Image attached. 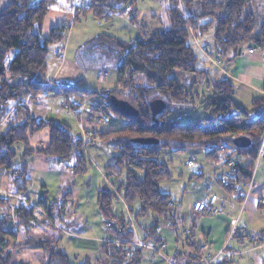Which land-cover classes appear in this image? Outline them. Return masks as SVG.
I'll list each match as a JSON object with an SVG mask.
<instances>
[{
    "label": "trees",
    "instance_id": "obj_1",
    "mask_svg": "<svg viewBox=\"0 0 264 264\" xmlns=\"http://www.w3.org/2000/svg\"><path fill=\"white\" fill-rule=\"evenodd\" d=\"M74 1L36 0L31 4L30 0H7L0 6V123L10 110L13 113L6 130L0 134V177L8 175L12 188L20 195L27 192L30 180L23 168L13 167L18 144L23 145L24 158L40 154L59 161L73 160L74 174L87 172L88 161L83 154L81 140L60 122L30 115L23 102L26 98L36 100L45 91L50 46L59 43L69 27V23L58 25L44 36L42 26L45 17L51 9H72ZM76 1L83 2L75 7V14L79 12L76 20L80 14L91 13L98 21L107 22L127 4L130 21L135 20L136 0ZM254 1L167 0V19L163 28L153 31L148 37L125 42L100 34L79 49L77 59L84 66L116 70L118 81L114 89L94 92L86 89L82 80H77L61 84L52 91L54 97L62 98L69 111L76 113V117L87 100L91 103L88 108L90 117L102 123L112 117L109 131L97 135L113 148L103 170L107 176L119 181L116 191L100 188L96 196L100 218L108 223L106 231L114 237V240L105 241L100 246L107 264H141L144 258V246L133 244L135 236L131 221L113 211V199L117 195L129 207L135 201L138 203L137 210L130 209L134 217H151L150 225L140 226L144 243L162 241L157 235L160 227L172 229L182 244L194 247L186 255L184 264L202 262L194 242L195 226L186 228L182 217L177 215L179 206H175L170 196L159 189L161 181L170 179L166 163L157 160L163 149L180 152L202 147L210 159H216L220 150L233 149L229 154L237 155L242 162L234 163L227 182L219 177L217 183L224 192L234 194L236 202H243L264 134V113H259L248 123L235 124V117L248 118L249 114L235 103L234 86L227 78L207 80L212 93L199 102L203 117L182 123L175 112L196 102V77L205 71L197 68L198 58L190 45V31L202 36L213 27V43L218 56L236 55L242 44L264 48V20L257 16ZM11 50L15 53L8 62L7 55ZM9 77H19V80L11 84ZM121 90L125 93L121 94ZM112 96L128 101L136 109V115L127 117L118 113L110 104ZM154 99H162L166 103L165 109L156 116V126L149 109V102ZM259 104L264 105V99L253 100L255 108ZM100 105L103 113L98 116L96 112H102ZM118 119L120 126L117 128L115 123ZM43 129L50 133L49 145L33 150L26 139ZM239 136L249 139L248 146H234L232 140ZM139 137L156 138L158 143L141 145L132 142ZM228 155L226 161L231 159ZM261 158L264 160V153ZM139 171L143 172L141 179L137 177ZM70 196L68 192L50 203L45 200L35 204L20 202L14 209V216L0 215V264H12V251L6 252V249L17 240L19 232L23 233V240L13 246L43 249L46 256L44 264H89V259L72 260L58 246L64 231L62 205ZM0 208H9L8 199L0 197ZM210 213L212 210L207 208L201 214ZM185 229L189 234L182 237L181 232L184 233ZM234 232L235 229L232 236ZM226 263L216 261L213 264Z\"/></svg>",
    "mask_w": 264,
    "mask_h": 264
},
{
    "label": "crops",
    "instance_id": "obj_2",
    "mask_svg": "<svg viewBox=\"0 0 264 264\" xmlns=\"http://www.w3.org/2000/svg\"><path fill=\"white\" fill-rule=\"evenodd\" d=\"M166 1L136 0L135 20L133 22L130 21L128 4L122 8L121 12L113 14L111 20L107 22L98 21L91 13L83 17L79 16L75 21V7L83 3L82 1L74 4L70 10L51 9L43 21L42 34L47 36L51 28L64 23H69V27L65 31L62 40L50 46L46 68L48 82L44 86L45 91L36 100L27 98L23 100L29 109L30 115L60 122L66 125L74 136L79 137L84 142H89L91 145H102L96 136L91 139V132L92 130L104 131L106 128L90 120L87 117L88 112L83 111L81 107L79 108V116L76 117V113L69 111L62 98L54 97L52 91L61 84H71L77 80H82L84 87L94 92L114 89L118 81L116 70L113 68L97 69L84 66L77 59L79 49L100 34H106L118 41L125 42L148 37L153 31L163 28V23L167 19L165 13ZM47 24L49 25L48 32L45 33ZM205 35H192V47L198 58L197 68L208 71V75L199 83L200 90L194 104H199L204 96L212 93L206 84L207 80L227 78L234 86L233 97L235 103L245 108L249 117L252 116L253 118L259 113L263 114L264 105L259 104L255 108L253 100L256 98L264 99V48L257 47V50L252 52H240L236 55L230 53L226 57L218 56L214 43L207 42L204 38ZM219 66H222L220 71ZM212 68L213 70H211ZM223 68L224 71H222ZM215 75L218 77H215ZM250 106L252 107V114L248 109ZM200 109L201 106L199 105H191L192 111L188 114L194 116L193 120L198 119L202 114L204 115L202 109L201 112ZM12 117L13 113L8 112V118L6 117L5 122L0 124L1 133L6 130ZM246 119L244 118V120ZM26 140L27 145L33 150L45 148L49 145L50 133L47 129H43L28 136ZM107 145L110 144L107 143ZM22 150L23 145L18 144L13 167L25 170V175L30 180L28 186L30 188L23 195L17 194L11 186L10 177L2 175L0 177V197L8 199L9 208H0V215L14 216V209L20 202L35 204L45 200L50 203L61 199L66 193L70 192L71 196L62 205L61 216L64 220L61 221V224L64 231L58 246L74 259H93L94 264L105 259L100 246L105 241L114 240V237L106 231V223L100 218L96 196L100 188L116 191L118 187L119 181L107 176L103 170L111 155L106 151L107 156H104L102 163L94 168L97 174L101 173V182L99 183L95 179L93 180L92 172L87 171L82 175L74 174L72 169L73 160L59 161L56 158H47L40 154H33L24 158ZM227 175L228 173L223 177ZM79 176L82 179L84 178L85 181H76L75 179ZM217 178L219 176L216 177V180ZM76 184H79V187ZM173 185H175V190L181 188L183 192L186 191V187L182 186L180 180ZM207 190L210 191V189ZM246 193V197L241 204L236 202L234 194L227 193L230 198L227 200L226 209L224 205L216 203L217 197L215 196L214 208L217 212H212L209 215L194 210L187 211L184 209L181 211L182 216L180 217L185 221L186 228L195 226L193 234H195L198 241L194 238V242L196 251H199L201 258L218 253L225 247L216 261H224L227 262L226 264H230L233 263V257L237 253H245L250 255L248 259L250 264H264V222L258 224L253 230L252 219L249 214L251 208L255 211L264 210V160L262 158L258 160L256 158ZM167 194L172 198L170 192ZM210 196L196 199L189 207L192 208L196 202L207 201ZM232 223H234L236 233L234 232L235 234L227 239V233ZM130 227L134 232L135 242L149 244L148 241L144 243V234L140 227L137 226V228L132 223ZM20 233L22 232L18 233L17 240L11 242L6 249V251H12L11 263L13 264L16 258H18L17 264L31 263L29 261L30 256L26 252L23 253V248L26 247L30 248L31 254L42 251L46 261L45 251L39 247L21 245L15 248L13 246V244L17 245L22 242L23 233L22 238L19 239ZM185 234L186 236L189 234L186 229ZM157 235L166 243L165 257L158 256L164 264L175 262L179 257L178 253H181V249H183V253L186 252L185 256L194 250V247H191L190 244H182L172 229L160 227L157 230ZM201 245L204 247L197 250L198 246ZM155 257L157 255L146 247L141 264H156ZM185 261H187V256L184 263Z\"/></svg>",
    "mask_w": 264,
    "mask_h": 264
},
{
    "label": "rangeland",
    "instance_id": "obj_3",
    "mask_svg": "<svg viewBox=\"0 0 264 264\" xmlns=\"http://www.w3.org/2000/svg\"><path fill=\"white\" fill-rule=\"evenodd\" d=\"M6 1L7 0H0V6L4 5ZM35 1L36 0H30V3L33 4ZM77 3H79V1L75 0L74 4H77ZM254 8L256 10L257 16L259 15V18L264 20V0H255L254 1ZM78 13L79 12H77V14ZM77 14H75V21H77L76 20ZM79 16L83 17L81 14ZM48 26L49 25L47 24L46 25L47 30L46 31L44 30L45 33L48 32ZM213 32H214V28L212 27L209 29L207 35L204 36L205 40L207 42H210L211 44H213ZM193 34H197V33L190 31V45H192V35ZM242 45H244V44H242ZM246 45H250V44H246ZM238 52L240 53V52H242V50L239 49ZM14 53H15V50H11V52L8 53V55H7V61L8 62L14 56ZM226 56L227 55H225V57ZM218 64H220V63H218ZM221 67L222 66H219V71H220ZM211 70H213V68ZM222 71H224V68L222 69ZM206 75H208V71L205 70L204 74L196 77L198 84L194 85L195 86L194 89H196L198 92L200 90L199 83H200V81H203L205 79ZM215 77H218V76L215 75ZM216 79H218V78H216ZM8 82L11 84L17 83L18 77H9ZM124 93H125V91L121 90V94H124ZM158 97L159 96H157V98ZM90 104L91 103L88 100L85 101L83 103V105H81V108L83 109V111L89 112L88 108L91 106ZM192 105H195V106L199 105L200 106V104H192ZM100 106L101 107H99V110L102 111L101 109L103 108V106L102 105H100ZM248 109L251 113L252 107L250 106V107H248ZM179 111H183L186 114L185 117L182 119V122H190L191 120L194 119V116L188 114L190 111H192L190 105L182 106V109ZM11 112L12 111L10 110L9 113H11ZM200 112H201V109H200ZM102 113H103V111L101 113L96 112V114L98 116H100V114L102 115ZM203 116L204 115L202 114V116H200L199 118H201ZM6 117L8 118V114L4 117V119L2 120L1 123L5 122V120L7 119ZM87 117L90 120H92L94 123L101 124L103 127L106 128V130H104V131L92 130V132H91V139H94L93 137L96 136V138L100 141V143H102V145L101 144L100 145H91V143L84 142L83 140H81L78 137L83 144L82 145L83 154L86 157V160L88 161L87 171L92 172L91 174L93 175V177H92L93 180L95 179L96 182L100 183L101 182V173L97 174L96 173L97 171L94 168H96V165L99 166V163H102V159L104 156L106 157L108 153L111 155L113 153V149H112L111 144L107 145V143L101 141L97 135L100 132L107 133L109 131L110 128L108 127V124H109V122L112 123L111 122L112 117H108L107 122L104 120V122H106V123H102L99 120L97 121L96 118L90 117L89 115ZM251 119H252V116H250L246 120H244V118L235 117L234 123L240 125L243 123H248ZM119 121H120V119H118V121L115 123L117 128L120 126V123H118ZM0 134H1V132H0ZM87 143H89V144H87ZM232 150L233 149L230 148L228 150L224 149V150L218 151L217 155H216V159L208 158L206 156V149H204L202 147L187 148V149L180 151V152L179 151H173L171 149H163L160 152V155L157 157V160L159 162L166 163L169 174H170V179L161 181L159 183V189L162 193H164V192H167V193L170 192L171 193V195H172L171 201L174 203L175 206H179L177 209V215L182 216L181 211H183L184 209H186L187 211L194 210L195 212L202 213L207 208H205L203 210H199V209H194L193 206L191 208V207H189V205L192 204L196 199H199V198L202 199L203 197L209 196L212 194L217 197L216 203L218 202V203L224 205V208L226 209L227 200H229L230 196H229V194L225 193L220 188V186L217 185L216 177H218V176L223 177L224 175L229 173V171L231 170L234 163H237L238 161L242 162V160H240V158L237 155L229 154L230 152H232ZM227 155L231 158V159H228V161H226ZM260 158H261V156L259 157V159ZM229 163H230V165H229ZM142 176H143V172H141V171L137 172V177L139 179H141ZM223 178H224L223 181L227 182L228 179L231 177L229 175H227ZM75 180L76 181H78V180L83 181L84 178L82 179L79 176ZM179 180L181 181L182 186L184 185L186 187V191L184 190V192H183V190L181 188L175 190V185H173V184L175 182H178ZM76 185L79 187V184H76ZM28 188H30V187H28ZM207 189H210V191L208 192ZM167 193H165V194H167ZM245 197H246V195H245ZM245 197H244V199H245ZM137 205H138V203L135 201L129 207L123 201V198L119 197L117 195L113 199L112 208H113V211L117 215L121 214L126 220L131 221V223L134 224L135 227H137V226L140 227L143 225H149L151 223V217H134V213L133 214L130 213L131 210L132 211L137 210ZM74 206H75V204H74ZM240 207H241V205H240ZM249 211H250L249 214L251 215L252 224H253L252 229L254 230V228L257 227L258 224L264 222V210L260 209L258 211H255L251 208V209H249ZM106 226H108V223H106ZM130 226H131V224H130ZM181 233H182V237H183L185 234V231H184V233L183 232H181ZM21 238H22V233L19 234V239H21ZM133 244L134 245L137 244L138 246H144L145 248L147 247L146 245H143V244H141L139 242H135V241ZM130 246H131V244H130ZM147 248H149V247H147ZM198 249L199 248H197V250ZM149 250L152 251L150 248H149ZM25 252L27 253V255L30 256V260H29L31 262L30 264H43L44 263L45 258H44V253L42 251L33 252L31 254L30 248L26 247V248H23V253H25ZM180 252L182 253V256L177 257V260H175V262H170V264H184V260L186 258V256H185L186 252L183 253V249H181ZM196 252H199V251H196ZM153 253L157 255V257H155L156 258L155 259L156 264H164V262L161 259H159L160 257H158L160 255H158L155 252H153ZM249 256L250 255H247L245 253H241V254L237 253L233 257V263H231V264H250L248 262V259L250 258ZM163 257H165V251L163 252ZM1 258L3 259L2 256H1ZM70 258L72 260L81 261L80 260L81 258L80 259H74L72 256H70ZM17 259L18 258H16V260L14 261L13 264L18 263ZM89 264H94V260L91 259L89 261ZM95 264H107V261H106V259H103L102 261L95 262Z\"/></svg>",
    "mask_w": 264,
    "mask_h": 264
},
{
    "label": "water",
    "instance_id": "obj_4",
    "mask_svg": "<svg viewBox=\"0 0 264 264\" xmlns=\"http://www.w3.org/2000/svg\"><path fill=\"white\" fill-rule=\"evenodd\" d=\"M239 53V52H238ZM111 106L121 115L123 116H135L137 111L136 109L126 100L117 98L115 96L110 97ZM166 107V103L162 99H154L149 102V109L151 113V117L155 126L157 124L156 116L159 115ZM132 142L138 143L141 145H151L157 144L158 140L156 138L151 137H139L132 139ZM232 143L236 147H246L249 144V139L244 136L236 137L232 140Z\"/></svg>",
    "mask_w": 264,
    "mask_h": 264
},
{
    "label": "built area",
    "instance_id": "obj_5",
    "mask_svg": "<svg viewBox=\"0 0 264 264\" xmlns=\"http://www.w3.org/2000/svg\"><path fill=\"white\" fill-rule=\"evenodd\" d=\"M242 52H252L254 50H257V47L255 46H250V45H246L244 44L243 47L241 48ZM176 118L182 122V119L185 117V113L183 111H179L176 110L175 112ZM183 123V122H182ZM264 153V134L261 138V143L258 149V154H257V160L259 159L260 156H262V154ZM216 200L215 195H211L207 201L205 202H196L193 207L194 209H199V210H203L205 208H210L212 210L213 213H216L217 210L214 208V202ZM234 231V223L231 224V228L228 230L227 233V239H229L232 236V233ZM136 246H138L137 244H135ZM145 245V244H143ZM147 247H149L153 252L157 253L160 256H163V252L166 250V243L163 241L157 242V243H149L146 245ZM204 246H199L198 248H203ZM223 247L218 253H215L213 255H207L204 258H202V262L201 264H213L214 262H216V260L219 258V256L223 253L224 251Z\"/></svg>",
    "mask_w": 264,
    "mask_h": 264
}]
</instances>
